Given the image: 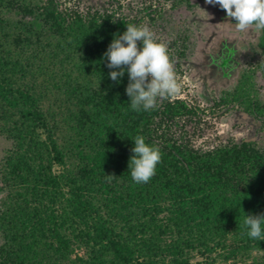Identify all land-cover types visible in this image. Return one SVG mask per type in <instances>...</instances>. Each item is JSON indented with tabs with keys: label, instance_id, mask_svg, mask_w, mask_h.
I'll return each mask as SVG.
<instances>
[{
	"label": "trees",
	"instance_id": "obj_1",
	"mask_svg": "<svg viewBox=\"0 0 264 264\" xmlns=\"http://www.w3.org/2000/svg\"><path fill=\"white\" fill-rule=\"evenodd\" d=\"M129 23L0 0V264H264V240L243 225L264 214V150L170 137L165 120L196 114L179 98L132 110L127 72L112 81L103 55ZM256 48L264 75V29ZM253 75L215 104L264 118ZM137 135L162 154L141 184L128 168Z\"/></svg>",
	"mask_w": 264,
	"mask_h": 264
},
{
	"label": "rangeland",
	"instance_id": "obj_2",
	"mask_svg": "<svg viewBox=\"0 0 264 264\" xmlns=\"http://www.w3.org/2000/svg\"><path fill=\"white\" fill-rule=\"evenodd\" d=\"M59 2L61 8L82 14L96 11L99 14H111L115 18L130 19L135 25H147L154 39L165 45L180 84V92L168 98L182 99L189 107L196 108L193 116L184 115L165 120L164 127L170 137L187 139L201 149L232 140L253 141L259 149L264 150V118L244 111L238 101L215 104L223 90L234 87L243 69L253 72L255 88L259 97L264 100V75L257 67L261 59L256 48L260 29L255 24L240 31L231 26L226 20L228 18L217 19V12L205 0ZM228 39L232 40L236 48L237 65L226 79H213L204 67H199L201 53ZM6 145L7 141L0 136V157ZM254 255L256 254L250 256Z\"/></svg>",
	"mask_w": 264,
	"mask_h": 264
},
{
	"label": "clouds",
	"instance_id": "obj_3",
	"mask_svg": "<svg viewBox=\"0 0 264 264\" xmlns=\"http://www.w3.org/2000/svg\"><path fill=\"white\" fill-rule=\"evenodd\" d=\"M205 3L219 5L230 20L235 21L240 31L255 24L264 29V0H205ZM107 58L109 77L119 83V78L127 72L129 82L126 94L130 107L134 111H151L157 107L162 97H171L180 92L174 66L163 43L154 39L147 25L126 24V31L114 36L103 54ZM131 140L134 147L128 161L132 180L136 184L147 183L155 175L156 167L161 162L162 154L157 146L146 143L142 135ZM116 176L106 174L111 182ZM243 225L247 235L255 240H264V214H246Z\"/></svg>",
	"mask_w": 264,
	"mask_h": 264
},
{
	"label": "flooded vegetation",
	"instance_id": "obj_4",
	"mask_svg": "<svg viewBox=\"0 0 264 264\" xmlns=\"http://www.w3.org/2000/svg\"><path fill=\"white\" fill-rule=\"evenodd\" d=\"M215 12H217V19L223 20L227 18L226 12L224 10H216ZM226 20L229 23L234 21L230 19ZM235 51L236 49L234 46H230V44L226 43L224 44L222 41H220L217 46H215V48H212L211 50H204V52L201 53L200 64L207 67L213 78L214 76H218V79H226L229 73L233 71L237 65ZM219 54H227V61H220V56H218ZM215 56L217 57L215 58Z\"/></svg>",
	"mask_w": 264,
	"mask_h": 264
},
{
	"label": "crops",
	"instance_id": "obj_5",
	"mask_svg": "<svg viewBox=\"0 0 264 264\" xmlns=\"http://www.w3.org/2000/svg\"><path fill=\"white\" fill-rule=\"evenodd\" d=\"M212 8H213L215 11H216V10H217V11L222 10V9L219 7V5H212ZM230 24H231V26H235V27H236V25H235V21H231ZM258 36H259V35H258ZM257 38H258V37H257ZM225 43H226V44H230V46H234V44L232 43V40H229V39H228V40H226V41L224 42V44H225ZM234 47H235V46H234ZM235 49H236V48H235ZM235 52H236V51H235ZM227 57H228L227 54H222V55L220 54V58H219V60L225 62V61H227V59H228ZM226 58H227V59H226ZM199 67H200V68L204 67L205 70H206V72H208L209 76L212 77V75H211L210 71L207 69V67L203 66L202 64H201V65L199 64ZM212 78H213V77H212ZM214 78H219V77H218V76H214ZM214 78H213V79H214Z\"/></svg>",
	"mask_w": 264,
	"mask_h": 264
}]
</instances>
